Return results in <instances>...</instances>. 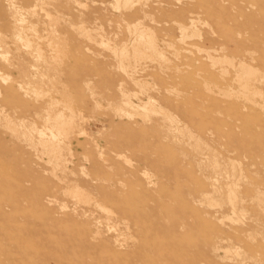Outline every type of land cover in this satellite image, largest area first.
<instances>
[{"label":"rangeland","instance_id":"obj_1","mask_svg":"<svg viewBox=\"0 0 264 264\" xmlns=\"http://www.w3.org/2000/svg\"><path fill=\"white\" fill-rule=\"evenodd\" d=\"M0 264H264V0H0Z\"/></svg>","mask_w":264,"mask_h":264},{"label":"bare ground","instance_id":"obj_2","mask_svg":"<svg viewBox=\"0 0 264 264\" xmlns=\"http://www.w3.org/2000/svg\"><path fill=\"white\" fill-rule=\"evenodd\" d=\"M119 1V0H118ZM130 1V0H129ZM125 4V3H124ZM127 4V3H126ZM117 7V6H116ZM48 15V14H47ZM50 16V15H49ZM193 21V20H192ZM25 22V21H24ZM22 25V24H21ZM193 25V24H192ZM196 27V26H195ZM52 33H54V32H52ZM57 33V32H56ZM20 34V33H19ZM87 34V33H86ZM143 35H144V33H142ZM142 35V36H143ZM18 36V35H17ZM19 37H20V35H19ZM19 37H18V39H19ZM144 37V36H143ZM149 37V36H148ZM22 38H23V36H22ZM102 38V37H101ZM142 38V37H141ZM20 39H21V37H20ZM90 39V38H89ZM92 39V38H91ZM105 39V38H104ZM152 39V38H151ZM22 40V39H21ZM140 40V39H139ZM142 42V41H141ZM144 42V41H143ZM29 43V42H28ZM149 43V42H148ZM150 44V43H149ZM150 46V45H149ZM52 49V48H51ZM137 50V49H136ZM139 51V50H138ZM159 54V53H158ZM6 56V55H5ZM140 56V55H139ZM164 57V56H163ZM162 59H164V58H162ZM211 60V59H210ZM247 66V65H246ZM250 73H252L251 72V70L250 69H247V71H246V73L245 74H247L248 76H249V74ZM241 80V79H240ZM47 94V93H46ZM38 95V94H37ZM131 102V101H130ZM148 106V105H147ZM146 106V107H147ZM132 107V106H131ZM138 107V106H137ZM122 111V110H121ZM72 112H74V111H72ZM146 114V113H145ZM57 118H58V120H57ZM56 118V120L57 121H59L60 119H59V116ZM71 119V118H70ZM74 119V118H73ZM56 120H54L55 122H57ZM9 122H10V120H9ZM48 122V121H47ZM171 122V121H170ZM11 123H12V121H11ZM10 123V124H11ZM60 124V126H55L54 128L56 129V133H51V131H49L50 133H51V138L49 137V139L48 140H44V142L43 143H45L44 145H48L50 148H53V149H57V148H60L61 147V142H56V140H58V137L57 136H65L67 133H66V131H65V126L66 125H69L68 127H70V126H72L73 125V123H72V121H70V122H68V121H60L59 122ZM13 124V123H12ZM61 126H64V127H61ZM53 128V127H52ZM71 128V127H70ZM69 128V129H70ZM50 129V128H49ZM72 129H73V127H72ZM42 131V130H41ZM52 131H54L53 129H52ZM43 132V131H42ZM40 134H41V136H43L42 135V133L40 132ZM43 134H44V132H43ZM45 136V135H44ZM46 137H47V135H46ZM56 137H57V139H56ZM66 137H67V135H66ZM64 143V142H63ZM48 146H47V148H48ZM52 149V150H53ZM51 152H53V151H51ZM55 155V154H54ZM83 169V168H82ZM86 176V175H85ZM74 193H75V191H74ZM80 193H82L81 191H80ZM78 191H76V194L77 195H79L80 194ZM76 195V196H77ZM82 196H83V194H81ZM77 197H80V195L79 196H77ZM80 198H82V197H80ZM84 199V198H83ZM80 200V199H79ZM86 201V200H85ZM108 212V211H107ZM109 215V214H108ZM111 216V215H110ZM113 216V215H112Z\"/></svg>","mask_w":264,"mask_h":264}]
</instances>
